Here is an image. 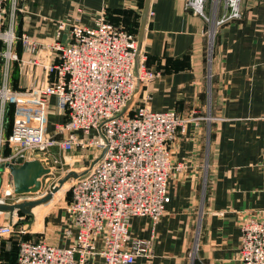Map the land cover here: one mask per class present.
I'll return each instance as SVG.
<instances>
[{"label":"built area","instance_id":"2783aa9c","mask_svg":"<svg viewBox=\"0 0 264 264\" xmlns=\"http://www.w3.org/2000/svg\"><path fill=\"white\" fill-rule=\"evenodd\" d=\"M22 1L0 0V204L35 200L54 186L43 190V176L37 191L10 190V166H18L17 159L24 160L27 152L43 150L31 157L57 173L68 172L65 164L84 169L70 178L67 188L69 221L63 236L72 238L71 243L26 238L30 231L21 224L24 218H14L17 210L12 218H0V239L17 241L13 264H94L96 257L97 264H133L139 256L149 257L152 238L131 236L130 221L137 216L148 217L152 225L159 221L170 202L169 180L183 167L173 161L171 143L185 123L198 124L204 116L183 119L173 109L149 107L148 86L156 73L145 65L137 34L112 24L104 12L85 24L77 9L69 24L58 20L53 37L39 42L15 32ZM240 3L185 0L184 7L200 16L211 34L241 18ZM18 40L29 53L27 59L15 51ZM109 49L121 61L101 66L111 57ZM14 61L28 67L23 88L10 85ZM8 103L13 104V120L4 137ZM52 114L61 121L51 122ZM156 160L163 164L154 166ZM82 162L88 164L83 167ZM29 194L36 196L24 197ZM5 213L0 211V217ZM240 230L238 264H264V216L245 219Z\"/></svg>","mask_w":264,"mask_h":264},{"label":"crops","instance_id":"0c3cea01","mask_svg":"<svg viewBox=\"0 0 264 264\" xmlns=\"http://www.w3.org/2000/svg\"><path fill=\"white\" fill-rule=\"evenodd\" d=\"M144 1L23 0L15 32L47 42L56 22L70 21L81 8L85 24L110 9L124 29L125 11L129 22L134 16L138 36ZM184 1L150 0L141 42L147 65L156 73L148 104L154 111L173 109L183 117L204 119L185 123L171 143L173 161L183 167L169 180L170 202L159 221L152 225L145 216L130 221L131 236L152 238L151 255L133 264H238L242 222L264 216V0H241V18L215 33L212 59L207 57L208 24ZM16 47L19 58L29 57L21 42ZM16 64L18 88H23L29 70ZM61 119L51 115V122ZM47 216L53 222L47 224L49 239L71 243L63 236L69 221L63 206ZM99 261L96 257L94 264Z\"/></svg>","mask_w":264,"mask_h":264},{"label":"water","instance_id":"95a60500","mask_svg":"<svg viewBox=\"0 0 264 264\" xmlns=\"http://www.w3.org/2000/svg\"><path fill=\"white\" fill-rule=\"evenodd\" d=\"M150 0H145L143 9L141 12L140 25L138 30V50L141 49L142 36L144 32V26L146 23V17L148 13ZM44 152L43 150L36 149L32 152H27L26 158L17 159L19 164L16 167L10 166V177L8 181V186L13 193L19 194L24 192L37 191L42 185L43 176L54 172L53 168L44 167L37 159L31 157L32 153ZM81 172L68 171L63 178L59 179V182L54 185L51 190L42 198L35 200H27L22 202H17L13 204H0V211L12 212L13 210H19L23 214L29 213L30 209L37 204L44 203L48 201L53 193L57 192L63 183L70 177H76Z\"/></svg>","mask_w":264,"mask_h":264},{"label":"rangeland","instance_id":"374dc122","mask_svg":"<svg viewBox=\"0 0 264 264\" xmlns=\"http://www.w3.org/2000/svg\"><path fill=\"white\" fill-rule=\"evenodd\" d=\"M78 9H80V16H81V19H82V9L81 8H78ZM76 12H77V9L75 10V13ZM101 13H103V11H101V12L97 13L96 15H94L91 18V23L90 24H92L93 18H95V16H97V15H99ZM104 14H105V12H104ZM105 16H106V14H105ZM61 20H64L66 22V24H69V20H67V19H61ZM52 37H53V35H52ZM214 37H215V33H211L210 34V32H209V34H208V44H207V57H208V59H212V57H213V48H214V41H215ZM145 61H146V59H145ZM145 64H146V62H145ZM181 117L183 119H186L183 116H181ZM188 122H190V121H188ZM179 131L182 132V130L180 128H179ZM3 136L6 137L5 131L3 132ZM52 153H53L54 156H56L55 154H57V149L53 148L52 149ZM71 168L72 167H70L68 164H65L63 166L64 170L65 169H71ZM1 169H2V166H0V170ZM58 172H60V168H58ZM63 176H64L63 173H57V172H54L52 174L49 173V174L45 175L44 178H46V181H44V186L42 187L43 190L48 188V186H50V185H52V186L55 185L56 186L57 181ZM69 181H71L70 178H68L65 181V185L64 186L59 188V190L62 189L59 192V194H57L55 197H53V195H52V197L48 201H46L44 203H40V204L34 205L30 209L29 213H26V214L19 213L18 214L17 211H16V214L14 215V218H24L22 220L20 219V221H25V222H21V224L26 226V229L30 231L29 233H26V235H28L26 238H29L30 240H35V241L42 240V239L51 240V239H49L50 238L49 235L51 233H50V231L47 230V227H48L47 224L48 223L52 224L53 222L50 220V218H47L49 216V215L47 216V214H49L52 211H55L56 208H58V206L62 205L63 208L65 207V204H66V201H67V188L69 186ZM43 190H41V191H43ZM41 191H40V194H42ZM30 196L33 197V196H36V194H31V195L29 194V195L24 196V197L30 198ZM42 197H40V198H42Z\"/></svg>","mask_w":264,"mask_h":264},{"label":"trees","instance_id":"16d2710c","mask_svg":"<svg viewBox=\"0 0 264 264\" xmlns=\"http://www.w3.org/2000/svg\"><path fill=\"white\" fill-rule=\"evenodd\" d=\"M110 11H111L110 9L106 10V12H105L106 17H107L109 22H111L112 24L117 26V24L115 23L116 18H113L110 15V13H109ZM123 13H124V16H125V17L123 16L124 17L123 20H125V23H126L125 29H126L127 32H130V33L132 32L133 33L134 32V30H133L134 27L133 26L136 25L134 16H133L132 21L129 22L128 21V17H129L130 14H126L125 15V11ZM117 19H119V18H117ZM16 45L20 48V41L19 40L16 42L15 48H17ZM1 48H2V46L0 44V49ZM145 62H146L145 65L148 68H150L147 65V60ZM16 63L17 62L14 61L12 63L11 69H10V85L12 86V88L18 89V80H19L18 79V70H19V68H18ZM0 67H1V58H0ZM12 120H13V104L12 103H8L6 108H5V112H4V130H5V135L6 136L11 131ZM4 152L6 153L7 149ZM67 194H69V193L67 192ZM20 213H22V212H20ZM17 253H18V243H17L16 240H14L12 238H8V239H5V240H0V264H13V262L16 259Z\"/></svg>","mask_w":264,"mask_h":264},{"label":"bare ground","instance_id":"6f19581e","mask_svg":"<svg viewBox=\"0 0 264 264\" xmlns=\"http://www.w3.org/2000/svg\"><path fill=\"white\" fill-rule=\"evenodd\" d=\"M100 50H104V48H100ZM108 52H110L111 53V57L110 58H108V59H105V60H103V63H101V66H104V67H107V65H118L119 63H120V59H119V57L117 56V54H116V51L113 49V50H108ZM96 116V115H95ZM163 163L160 161V160H156L154 163H153V165L155 166V165H157V166H160V165H162ZM66 174V173H65ZM65 174H64V176H65ZM142 174H144V172L142 173ZM71 178V177H70ZM60 190H58V192H59ZM58 192H55V193H53V197L55 196V195H57V193Z\"/></svg>","mask_w":264,"mask_h":264}]
</instances>
